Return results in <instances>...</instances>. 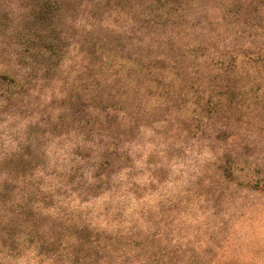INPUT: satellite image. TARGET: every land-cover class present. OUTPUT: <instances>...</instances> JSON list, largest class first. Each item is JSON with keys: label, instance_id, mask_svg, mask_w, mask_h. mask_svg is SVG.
Returning <instances> with one entry per match:
<instances>
[{"label": "trees", "instance_id": "16d2710c", "mask_svg": "<svg viewBox=\"0 0 264 264\" xmlns=\"http://www.w3.org/2000/svg\"><path fill=\"white\" fill-rule=\"evenodd\" d=\"M84 1L19 0L14 13L15 3L0 0L2 53L8 39L22 48L15 64L1 65L0 117H41L30 127L40 136L0 158V264H256L252 255L227 258L212 247L204 259L158 234L94 227L79 213L50 207L66 193L84 202L114 195L119 175L127 178L124 194L139 199L134 148L146 131L170 152L210 149L212 197H231L233 186L264 195V0H109L131 20L133 51L96 36L104 1ZM81 8L92 24L78 33ZM71 52L74 79L64 71ZM57 86L59 96L42 93ZM66 135H74V162L44 191L37 160L46 152L30 149ZM154 157L146 159L152 185L168 178ZM104 214L117 215L112 208Z\"/></svg>", "mask_w": 264, "mask_h": 264}, {"label": "rangeland", "instance_id": "374dc122", "mask_svg": "<svg viewBox=\"0 0 264 264\" xmlns=\"http://www.w3.org/2000/svg\"><path fill=\"white\" fill-rule=\"evenodd\" d=\"M6 1L9 5L11 2L15 3L10 6V11L15 13L20 9L17 7L19 0ZM103 1L97 7L96 36L106 37L109 41L115 40L120 48L127 45L133 51L135 36L131 20L109 0ZM84 2L88 3L86 0ZM92 3L96 6L95 1ZM217 15L218 11L212 10V16L215 18ZM76 21H79L78 33L89 29L92 24L87 19L84 8H81ZM222 29L226 33L222 39L227 40L230 30L225 25ZM4 41L6 39L0 37V70L3 71L2 63L15 64V53L17 49H22L16 45L15 40L8 39V48L2 53ZM75 55L74 52L68 55L69 60L64 68V71L71 73L73 79L76 78V73L72 70L76 62ZM27 63L32 66L31 60ZM49 77L53 78V75ZM42 93L59 96L61 86L44 88ZM40 119V116L14 119L0 117V158L15 151L18 145L27 142L32 136H40L41 131L30 129ZM73 136L66 135L61 140L52 136L42 141L38 148L30 149L32 154L46 152L44 160H37L41 167L39 177L44 179L41 185L44 191H49L59 183L60 179H56L54 175H62L71 168L74 162L71 150ZM163 143L160 137L146 131L134 148L139 170L134 181L143 189L139 199L124 194L123 189L128 187L127 178L119 175L114 181L120 187L114 195H103L84 202L66 193L62 198H57L56 205L50 209L53 213L58 212V208L70 214L79 213V216L94 227L125 230L134 226L141 238L148 233L158 234L161 242L183 244L186 250L200 253V257L204 259V251L211 250L212 247L216 251L218 249L227 253V258L247 261L252 255L256 264H264V254L258 253L261 247L264 249V195L254 196L243 186H233L228 193L231 197H212L207 189V180L210 176L216 178V172L214 169L210 175L205 170L206 163L212 158L210 149L197 145L185 153L170 152ZM150 153H155V165L159 167V164H163L167 167L168 178L162 183L152 185L150 181L154 170L146 165ZM88 165L89 163L85 164V168ZM107 208L114 209L117 215L106 216L104 211ZM45 264L51 262L46 261Z\"/></svg>", "mask_w": 264, "mask_h": 264}]
</instances>
